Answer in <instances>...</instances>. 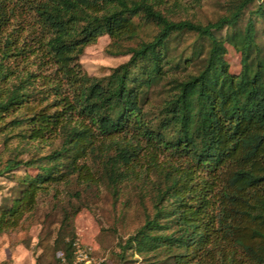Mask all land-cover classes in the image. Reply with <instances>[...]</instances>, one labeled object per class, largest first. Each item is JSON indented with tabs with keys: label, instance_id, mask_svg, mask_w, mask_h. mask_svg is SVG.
I'll use <instances>...</instances> for the list:
<instances>
[{
	"label": "trees",
	"instance_id": "obj_1",
	"mask_svg": "<svg viewBox=\"0 0 264 264\" xmlns=\"http://www.w3.org/2000/svg\"><path fill=\"white\" fill-rule=\"evenodd\" d=\"M162 4L0 0V128L18 131L25 147L50 146L0 168V176L24 169L2 198L0 235L41 197L76 187L54 240L64 258L56 264H72L83 192L104 187L116 202L130 186L143 222L118 244L121 262L264 264V0H227L206 24L172 21ZM140 22L154 26L149 40L139 38ZM184 33L195 35L193 50L174 57L171 42ZM102 36L128 58L89 76L79 57ZM227 46L240 54L237 74Z\"/></svg>",
	"mask_w": 264,
	"mask_h": 264
},
{
	"label": "rangeland",
	"instance_id": "obj_2",
	"mask_svg": "<svg viewBox=\"0 0 264 264\" xmlns=\"http://www.w3.org/2000/svg\"><path fill=\"white\" fill-rule=\"evenodd\" d=\"M226 1L163 0V4L158 9L172 21L189 20L206 24L224 13L223 4ZM137 24L141 40H149L155 33L154 26L141 22ZM195 40V35L191 33L175 36L171 42V55L188 56L193 50ZM135 44V41H132L126 46ZM204 47L206 48L205 42ZM112 52L109 38L102 36L94 44L84 48L79 63L89 76H105L110 69L124 63L128 58ZM224 61L230 73L237 74L240 71V54L229 46L226 47ZM199 63L200 60L192 63L186 72H195ZM162 87L163 84H160L153 88L150 94L152 100L160 98ZM16 132L18 131L7 132L0 128V168L10 158L24 160L38 158L46 154L50 148L41 145L40 151L36 149V144L25 147L24 142L13 135ZM1 133H6L9 138L5 139ZM54 146L56 143L51 147ZM29 172L34 173V170ZM12 174L16 175L0 176V204L2 198L9 197L13 193L16 186L14 176L24 174V169L15 170ZM58 190L59 193L55 195L51 191L47 196L41 197L35 209L24 217L16 229L0 235V264H56L62 254L54 250V240L63 217L62 209L70 203L75 204L73 193L80 189L59 186ZM81 200V209L72 219L71 230L75 235L72 264L76 260L77 250L87 252L91 264H141L142 257L139 255L128 257L124 262H121L117 256L118 244L133 234L143 222V207L134 188L125 187L116 202L104 187L83 192Z\"/></svg>",
	"mask_w": 264,
	"mask_h": 264
},
{
	"label": "built area",
	"instance_id": "obj_3",
	"mask_svg": "<svg viewBox=\"0 0 264 264\" xmlns=\"http://www.w3.org/2000/svg\"><path fill=\"white\" fill-rule=\"evenodd\" d=\"M76 253V260L74 264H91V260L89 259L87 252L77 250ZM59 259L64 261L63 254L60 255Z\"/></svg>",
	"mask_w": 264,
	"mask_h": 264
}]
</instances>
